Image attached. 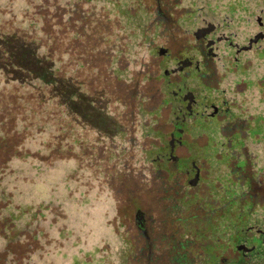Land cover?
I'll return each mask as SVG.
<instances>
[{
	"label": "rangeland",
	"instance_id": "374dc122",
	"mask_svg": "<svg viewBox=\"0 0 264 264\" xmlns=\"http://www.w3.org/2000/svg\"><path fill=\"white\" fill-rule=\"evenodd\" d=\"M135 2L0 0V47L7 50L0 51V264H196L201 255L185 246L216 236L225 241L233 210L245 223L264 210L245 196L264 190V170L254 165L237 176L230 160V168L219 167L225 198L244 187L240 174L251 179L244 194L225 199L226 217L210 222L218 232L211 233L207 221H192L189 229L168 232L182 249L164 243L168 235L154 226L161 213L153 202L150 162L164 139L154 130L165 127L151 124L142 96L146 49L129 43L133 28L143 27L145 40L154 34L155 15L153 0ZM11 51L19 62L27 59L30 70L4 66L2 56ZM251 64L263 86L253 90V101L264 109V57ZM38 73L44 80L35 78ZM252 122L254 138L262 140L247 141L260 154L264 149L253 146H264L262 113ZM187 149L183 144L175 151ZM228 157L223 151L220 159ZM187 203V210H199L204 199L189 196ZM137 207L148 214L156 240L150 253L136 227ZM249 207L253 214L245 217Z\"/></svg>",
	"mask_w": 264,
	"mask_h": 264
},
{
	"label": "flooded vegetation",
	"instance_id": "af4514ba",
	"mask_svg": "<svg viewBox=\"0 0 264 264\" xmlns=\"http://www.w3.org/2000/svg\"><path fill=\"white\" fill-rule=\"evenodd\" d=\"M182 2L184 5L178 6ZM153 11L154 34L145 40L144 28H133L129 43L146 49L140 74L146 80L142 96L149 104L151 124L165 127L154 130L156 137L164 139L154 150L150 168L153 202L161 213L159 225L154 226L168 235L164 243L172 248L178 244L169 234L189 229L188 222L204 220L211 233L218 232L210 222L226 217L221 210L225 199L248 189L251 175L245 172L236 177L237 181L247 179L244 187L235 184L238 188L225 198L220 166L230 168L232 160L235 174L254 170V165L264 170V146H253L262 151L257 154L247 141L262 140L254 138L252 119L256 113L264 116V109L256 108L253 101L255 91H260L256 88L263 86L258 85L251 62L264 57V0H153ZM179 17L185 26L181 27ZM197 137L202 142L198 143ZM183 144L188 149L176 152ZM193 145L200 148L190 150ZM223 151L229 156L226 162L220 159ZM200 182L205 185L201 193L195 188ZM198 194L204 199L201 208L187 210L189 196ZM245 196L249 202H257L254 206H264V190ZM140 210L136 227L143 248L150 253L156 240L148 229V214ZM247 210L245 217L253 214L252 207ZM234 211L227 216L230 225L225 241L216 236L185 246V250L194 248L201 255L196 264H264V210L247 223L234 218ZM201 230L196 228L194 233L200 236Z\"/></svg>",
	"mask_w": 264,
	"mask_h": 264
},
{
	"label": "trees",
	"instance_id": "16d2710c",
	"mask_svg": "<svg viewBox=\"0 0 264 264\" xmlns=\"http://www.w3.org/2000/svg\"><path fill=\"white\" fill-rule=\"evenodd\" d=\"M1 46V45H0ZM0 51H2L4 54L5 53H7V50L6 49H1V47H0ZM9 51V50H8ZM9 54H10V52H9ZM11 54H13L12 56L10 55L9 57L6 55H3L2 57H3V60H4V62L2 63L4 66H6V65H8V64H11V65H13V66H16V67H19V68H25V65H27L28 64V60L27 59H25V58H20V62H19V59H18V54H17V51H11ZM13 56H15V58L13 57ZM8 59H7V58ZM24 61V62H23ZM50 68V67H49ZM25 69H28V67L27 68H25ZM28 70H30V69H28ZM44 73V72H43ZM35 78H37V79H39V80H44V77H43V75L40 73H38V74H36L35 75Z\"/></svg>",
	"mask_w": 264,
	"mask_h": 264
},
{
	"label": "water",
	"instance_id": "95a60500",
	"mask_svg": "<svg viewBox=\"0 0 264 264\" xmlns=\"http://www.w3.org/2000/svg\"><path fill=\"white\" fill-rule=\"evenodd\" d=\"M139 213H141V210L137 208L134 212V217L136 218L137 222L139 221Z\"/></svg>",
	"mask_w": 264,
	"mask_h": 264
}]
</instances>
